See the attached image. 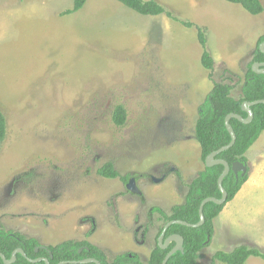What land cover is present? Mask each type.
<instances>
[{"label": "rangeland", "instance_id": "1", "mask_svg": "<svg viewBox=\"0 0 264 264\" xmlns=\"http://www.w3.org/2000/svg\"><path fill=\"white\" fill-rule=\"evenodd\" d=\"M154 1L176 20L114 0H87L65 16L73 0H0V230L44 247L85 241L107 260L129 253L146 263L163 226L150 210L168 215L181 205L205 167L194 139L198 107L215 84L241 96L264 36V11L252 16L224 0ZM198 30L211 71L201 65ZM117 104L127 113L120 128L110 119ZM245 158L247 180L213 220L198 264H221L214 254L239 246L264 254V132ZM106 162L135 177L142 199L119 178L97 175ZM171 168L180 180H150Z\"/></svg>", "mask_w": 264, "mask_h": 264}, {"label": "trees", "instance_id": "2", "mask_svg": "<svg viewBox=\"0 0 264 264\" xmlns=\"http://www.w3.org/2000/svg\"><path fill=\"white\" fill-rule=\"evenodd\" d=\"M123 7L144 17H156L163 15L173 21L176 19L167 11L164 6L154 0H114ZM228 3L240 6L244 11L252 16L260 15L264 9L260 0H224ZM87 0H73L71 10L65 11L62 15L81 10ZM184 24V23H183ZM191 27L190 24H184ZM264 41V36L260 37L252 60L250 61L245 80L241 86V96L238 99L230 97L231 88L222 84H215L204 102L197 109V118L194 125V139L199 146L201 159H205L209 154L226 146L230 142V136L225 128V118L230 114L246 119L247 115L241 110L244 102H254L264 100V75L252 72L253 63H264V52L259 46ZM198 42L203 49L201 54V65L208 71L212 69V58L206 51L205 38L203 32L198 30ZM252 119L247 124L236 119H230L229 124L235 135L234 145L216 156V159L223 160L231 166L234 162L246 164L245 154L264 132V105L258 104L251 107ZM111 122L116 127H123L126 123L127 113L123 105L113 106L111 111ZM7 135V124L3 113L0 110V145ZM223 171V167H205L204 170L188 185V194L183 205L175 207L169 216L161 215L164 222L184 221L188 224H196L199 221L198 209L201 202L206 198L220 199L221 194L217 187V180ZM97 175L104 179L119 178L126 183L128 176L120 177L112 163L106 162L97 170ZM247 176L235 179L233 173H229L222 181V188L227 194L226 202L217 206L207 203L203 207L204 225L197 229L187 228L179 225H171L165 232V237L171 234H178L183 239V252L174 253L166 264H198L199 252L204 249L213 233V220L220 214L223 207L231 202L246 182ZM156 211V209H154ZM162 231L159 228L158 234ZM82 248L81 254L78 251ZM21 249L25 258L16 256L12 264H44L43 261L30 263L29 260L46 259L49 264H60L61 262H78L84 259H95L100 264H142L134 254H121L112 260H107L104 254L95 246L87 242H63L55 246H41L37 240L26 238L19 233H12L0 230V253L9 260L14 250ZM170 249L161 250L157 244L150 252L145 264H161ZM259 258L264 261V254L259 250L239 246L231 252H217L214 254V261L221 264H245L250 258ZM0 264H3L0 259ZM69 264V263H67Z\"/></svg>", "mask_w": 264, "mask_h": 264}, {"label": "water", "instance_id": "3", "mask_svg": "<svg viewBox=\"0 0 264 264\" xmlns=\"http://www.w3.org/2000/svg\"><path fill=\"white\" fill-rule=\"evenodd\" d=\"M264 49V41L262 42V44L260 45V50L262 52ZM252 69V72L255 73V74H258V75H264V63H256V64H253V66L251 67ZM258 104H262L264 105V100H258V101H254V102H244L241 104V110L243 112L246 113L247 115V118L246 119H242L240 116L238 115H235V114H230L228 115L226 118H225V128H226V131L227 133L229 134L230 136V142L228 145L218 149L217 151L209 154L206 158H205V164H206V167H212V166H217V165H221L223 167V171L221 173V175L219 176L218 180H217V187L220 191V194H221V197L220 199H215V198H206L204 199L201 204H200V207H199V222L196 223V224H188L187 222H184V221H170L166 224V226L164 227L159 239H158V246L160 249L162 250H165L168 245L170 243L174 244V247L172 248V250L166 254V256L164 257L163 261L161 264H166L168 259L176 252H183V248H182V245H183V239L182 237H180L179 235H171L170 237H168L164 243L162 244V239H163V236H164V233L165 231L168 229V227H170L171 225H179V226H183V227H187V228H192V229H196V228H199L203 222H204V217H203V207L207 204V203H213L217 206H221L223 205L225 202H226V199H227V194L225 192V190L222 188V181L223 179L230 173V172H233V174L235 175V178L237 179L238 176L240 175L241 177L244 176L247 172V167L246 165L242 164V163H239V162H234L231 164V166L228 165V163H226L225 161L223 160H218V159H215V157L224 152V151H227L228 149H230L233 145H234V142H235V135H234V132L229 124V121L230 119H236L237 121L241 122V123H245L247 124L248 122H250V120L252 119V111H251V107L255 106V105H258ZM163 178H160V179H153V182L155 183H159L160 181H162ZM126 189L130 192H133V193H136V194H139L137 188H136V185H135V182L133 179H130L129 182L127 183L126 185ZM18 255H21L22 257L25 258V254L24 252L21 250V249H16L12 252L11 254V257L9 260H6L5 257L0 253V259L2 260L3 264H12L14 263L15 259H16V256ZM39 261H43L44 264H49L48 260L46 259H36V260H29L30 263H36V262H39ZM100 264L97 260L95 259H91V258H88V259H84V260H81V261H78V262H61L60 264Z\"/></svg>", "mask_w": 264, "mask_h": 264}, {"label": "flooded vegetation", "instance_id": "4", "mask_svg": "<svg viewBox=\"0 0 264 264\" xmlns=\"http://www.w3.org/2000/svg\"><path fill=\"white\" fill-rule=\"evenodd\" d=\"M253 64H256V63H253ZM253 64L251 65V67L253 66ZM252 70V69H251ZM215 159H216V157H215ZM202 161H203V163H204V166L206 167V164H205V159L203 160V159H201ZM229 165V164H228ZM218 166V165H217ZM221 166V165H220ZM204 167V168H205ZM213 167V166H212ZM204 170V169H203ZM202 172V171H201ZM200 172V173H201ZM170 173L171 174H174L175 175V177H179V180H180V176H179V173L177 172V170L176 169H174V168H171V172H170V170H169V173H165V174H163L162 176H161V178H163L162 179V181H160L159 183H161V182H163L166 178H167V176H169L170 175ZM200 173H198V174H196V176H193L192 178H191V180L189 181V183H188V185L197 177V176H199V174ZM231 173H233V172H231ZM234 175V174H233ZM129 178H128V180H127V182L126 183H123L124 184V188L126 189V185H127V183L129 182V180L130 179H133L134 180V182H135V185H136V183H137V181H136V179H135V177H133L132 175H127ZM235 176V175H234ZM125 177V176H124ZM153 179H156V178H154V177H151L150 178V180L153 182ZM160 179V178H159ZM236 179V178H235ZM237 180V179H236ZM159 183H156V184H159ZM188 185L186 186V193H185V198H186V196H187V194H188ZM136 188H137V190H138V192H139V194H136V193H133V192H130V191H128L127 189H126V191L128 192V194H135L139 199L141 198L142 199V194H141V191L138 189V187L136 186ZM132 196H134V195H132ZM135 197V196H134ZM185 198H184V202H185ZM184 202H182V204L181 205H183L184 204ZM113 203V202H112ZM181 205H175L174 207H172L171 208V210H170V213L167 215L166 213H164V211H162L160 208H156V211H154V210H150V215L152 214V213H158L159 214V216H160V218L162 219V222H163V226H162V231H163V229H164V227L166 226V224L168 223H165L164 222V219H163V217L161 216L162 214L163 215H165V216H169V215H171L172 214V212H173V209L175 208V207H178V206H181ZM113 211H115V209H112ZM203 213V212H202ZM198 216H199V209H198ZM204 217V216H203ZM200 220V219H199ZM170 222V221H169ZM199 222V221H198ZM197 222V223H198ZM204 222H205V219H204ZM204 222H203V224L201 225V226H203L204 225ZM192 225V224H191ZM200 226V227H201ZM199 227V228H200ZM197 229V228H196ZM159 230V229H158ZM146 231H148V230H145L144 232H143V234H142V238H143V235L145 234V232ZM162 231H161V233H162ZM166 232V231H165ZM161 233L159 234V236L158 237H156V242H155V244H157L158 245V239H159V237H160V235H161ZM158 234V233H157ZM171 235H178V234H171ZM171 235H169V236H167V237H165V233H164V236H163V239H162V244L164 243V241L168 238V237H170ZM157 236V235H156ZM181 237V236H180ZM84 242V241H83ZM155 247V246H154ZM159 247V246H158ZM174 247V244H172V243H170L169 245H168V247L165 249V250H167V249H170L169 251H168V253L172 250V248ZM162 250V249H161ZM81 251H82V248L78 251V254H81ZM129 254V253H128ZM112 260V259H111Z\"/></svg>", "mask_w": 264, "mask_h": 264}, {"label": "clouds", "instance_id": "5", "mask_svg": "<svg viewBox=\"0 0 264 264\" xmlns=\"http://www.w3.org/2000/svg\"><path fill=\"white\" fill-rule=\"evenodd\" d=\"M260 3H261V2H260ZM261 44H262V43H261ZM259 48H260V46H259ZM263 51H264V49H263ZM261 52H262V51H261ZM245 165H246V164H245ZM239 176H240V175H239ZM239 176H238V177H239ZM240 177H241V176H240ZM237 179H238V178H237Z\"/></svg>", "mask_w": 264, "mask_h": 264}]
</instances>
